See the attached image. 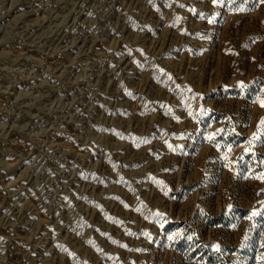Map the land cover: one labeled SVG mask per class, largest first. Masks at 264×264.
<instances>
[{
    "label": "rangeland",
    "instance_id": "obj_1",
    "mask_svg": "<svg viewBox=\"0 0 264 264\" xmlns=\"http://www.w3.org/2000/svg\"><path fill=\"white\" fill-rule=\"evenodd\" d=\"M0 264H264V0H0Z\"/></svg>",
    "mask_w": 264,
    "mask_h": 264
}]
</instances>
